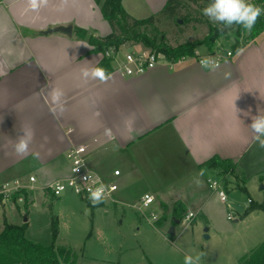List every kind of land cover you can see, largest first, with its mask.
<instances>
[{"label":"crops","instance_id":"0c3cea01","mask_svg":"<svg viewBox=\"0 0 264 264\" xmlns=\"http://www.w3.org/2000/svg\"><path fill=\"white\" fill-rule=\"evenodd\" d=\"M166 3L122 0L137 20L157 15ZM59 27L73 32L52 33ZM76 29L97 37L112 32L96 0H48L39 11L27 0H0V190L14 181L30 187L34 176L44 195L53 198L45 188L71 176L68 152L86 145L97 172L111 177L121 171L117 199L122 178L124 185L145 177V194L155 198L159 209L181 202L194 219L201 214L209 222L211 207L220 200L208 179L223 180L230 196L248 192V178L264 173V148L249 127L253 116L264 113V32L240 42L242 49L215 71L193 61L174 67L162 62L146 75L125 77L113 71L102 82L82 75V69L98 67L103 55L93 53ZM197 50L208 52L204 46ZM53 89L63 92L61 105L52 102ZM25 128L33 135L28 155L21 157L14 145ZM110 153L122 155L124 166L108 169ZM214 157L233 162L235 174L202 167ZM28 198V206H34L33 197ZM7 203L0 201V219L14 224ZM247 209L244 217L263 213L246 215ZM23 224L28 219L14 225ZM208 235L211 240L210 230Z\"/></svg>","mask_w":264,"mask_h":264},{"label":"rangeland","instance_id":"374dc122","mask_svg":"<svg viewBox=\"0 0 264 264\" xmlns=\"http://www.w3.org/2000/svg\"><path fill=\"white\" fill-rule=\"evenodd\" d=\"M209 3L210 0H198L191 5L192 20L186 24L182 18L177 23L162 21L155 29L150 28L146 33L157 36L158 40L163 38L160 48L169 49L187 42H201L208 35L209 27L214 26L202 15V9ZM247 40L246 34L238 36L233 31L230 39L218 40L215 48L221 45L230 49L234 41ZM143 48L134 42L121 47L124 52ZM119 158L123 156L110 153L105 166L110 170L123 167L124 162ZM91 167L93 168L92 165ZM248 171L250 169L247 170V175ZM238 174L245 181L242 173ZM261 176L248 178V192L228 195L229 202L248 208L246 215L253 212L252 208L255 207L257 210L254 211L264 213V190H260L264 186V179L261 181L264 173ZM120 183L121 192L120 197L116 198L117 204L106 201L93 206L72 191L65 192L61 199L46 197L38 182L33 185V191H27L30 199L33 197L35 201L34 206L26 207L25 202L18 203L14 198L8 201L7 206L13 216L11 221L19 224L27 218V238L43 246L53 244L54 225L57 223L55 248L72 250L74 257L71 261L76 260V264H184L185 254L196 255L201 252L205 255L200 264H241L239 258L243 253L264 242L263 213L258 218L244 217L239 212H231L227 205L217 200L208 215L209 222L201 214L194 219L196 215L193 213L191 221H187L186 216L176 225V234L169 235L168 227L175 224L169 218L163 220L164 210L159 209L157 203L144 209V213L149 216L152 212L160 215L156 224L149 223L140 211L133 208L141 205V199L147 192L149 185L146 178H134L124 185L122 178ZM226 184L228 185L227 182ZM229 213L233 214L234 221L227 219ZM8 220L7 217L0 219V232L6 223H10ZM206 229L212 233L211 240H204L202 237Z\"/></svg>","mask_w":264,"mask_h":264},{"label":"trees","instance_id":"16d2710c","mask_svg":"<svg viewBox=\"0 0 264 264\" xmlns=\"http://www.w3.org/2000/svg\"><path fill=\"white\" fill-rule=\"evenodd\" d=\"M198 0H167L162 11L156 15L146 19L137 20L130 16L122 5V0H96L104 19L111 27V34L107 37H97L89 32L76 29V36L86 41L93 47V53L102 54L103 60L98 67L106 70L108 76L113 73L112 59L104 56L107 50H118L128 42L142 45L143 49L153 52H161L166 55L169 60L177 61L185 56H193L200 46L207 48L208 52H213L218 40L222 38H231V32L241 36L243 33L247 35L248 40L257 38L264 32V21L258 19L251 31H246L241 25L234 24L230 28L223 26H210L208 35L201 42H187L174 48H160L163 38L158 40L155 35H148V29H155L158 23L162 21L176 22L180 18L184 23L192 20L191 5L197 3ZM191 18V19H190ZM144 30V31H143ZM240 41H236L233 46L234 53H238L242 49ZM204 168L222 170L223 175H234L236 165L219 157H214L205 164ZM25 193V205L28 207V193ZM16 199V196L13 197ZM258 209H261L260 207ZM163 220L170 218L172 224L175 220H182L188 215V210L178 202L170 209L167 205H163ZM257 208H252V211ZM169 215H171L169 217ZM176 225V224H175ZM27 224L21 226L6 223L0 232V264H76L72 250L68 248L56 249L55 241L58 236L57 223L54 225L53 244L51 246H43L34 243L26 236ZM241 264H264V242L254 249L249 255L241 259Z\"/></svg>","mask_w":264,"mask_h":264},{"label":"built area","instance_id":"2783aa9c","mask_svg":"<svg viewBox=\"0 0 264 264\" xmlns=\"http://www.w3.org/2000/svg\"><path fill=\"white\" fill-rule=\"evenodd\" d=\"M251 3L264 8V0H250ZM264 21V13L258 18ZM244 35V33H243ZM235 55L233 47L230 49L224 46L218 45L213 52H207L205 54L196 50L193 56H185L177 61L169 60L165 54L159 52H153L148 49H129L124 52L121 48L118 50L109 49L104 56L108 59H112L115 65L114 71L125 77H139L151 72L162 62H166L169 66L174 67L179 64L193 61L201 66L200 61L202 58L210 57L218 62L219 67L226 61L233 58ZM67 158L70 163L71 176L67 179L58 180L48 185L45 190L48 191L54 199H59L67 191H72L79 198L89 201L88 196L89 188H95L99 183H103L107 186H114L115 190L111 191L110 196L106 198V201H110L117 204L116 195L120 190L118 178L121 176L120 170H115L111 177L104 176L91 167L89 160V148L86 145L75 146L68 152ZM37 179L30 177V187L23 186L19 181L5 184L0 190V201H10L14 196L18 203L25 202V193L28 190L33 191ZM207 184L209 189L218 197V199L228 208L231 212L236 211L231 207V202L228 201V193L225 188V184L220 179H208ZM28 193V192H27ZM155 203V198L152 195L145 194L141 199L140 206H133V208L140 211L147 221L151 224H156L159 220V216L152 212L149 215L144 213V209L149 208ZM251 203V202H250ZM236 204V203H234ZM245 208V207H244ZM237 212V211H236ZM242 214V213H241ZM194 218L193 213L187 215V221H191ZM229 221H234L235 218L232 213L227 215Z\"/></svg>","mask_w":264,"mask_h":264},{"label":"clouds","instance_id":"9594fccd","mask_svg":"<svg viewBox=\"0 0 264 264\" xmlns=\"http://www.w3.org/2000/svg\"><path fill=\"white\" fill-rule=\"evenodd\" d=\"M27 2L34 11H39L40 8L46 7L48 4V0H27ZM262 13H264V8L251 3L250 0H210V3L202 9V15L206 16L214 26L221 25L230 28L232 25L237 24L241 25L246 31L253 29ZM200 64L202 68L210 71H215L219 67L218 62L210 57L202 58ZM82 75L85 78L91 76L102 82L109 78L106 70L102 67L84 68L82 69ZM225 75L228 76L230 73ZM44 88H47V85ZM44 88L41 89L42 92ZM50 95L54 104L61 105V98L64 94L60 89H53ZM53 112H55V109H53ZM249 127L253 132V140L261 148H264V113L259 111L257 115L253 116ZM22 132L23 134L19 136L14 149L18 156L24 157L28 155L33 133L29 128L23 129ZM107 134L111 136V131L107 130ZM33 156L37 157L38 154L33 153ZM114 190V186L110 187L101 182L97 187L88 189V199L95 206L103 203L110 196L111 191ZM204 255L202 252L196 255L185 254L184 264H200V260Z\"/></svg>","mask_w":264,"mask_h":264},{"label":"water","instance_id":"95a60500","mask_svg":"<svg viewBox=\"0 0 264 264\" xmlns=\"http://www.w3.org/2000/svg\"><path fill=\"white\" fill-rule=\"evenodd\" d=\"M180 23H182V22H180ZM57 32H61V33H65V34H69L70 35L73 32V28L72 27H59V28H57L55 30H52V33H57ZM263 189H264V187L262 186L261 190H263ZM231 207L233 209H235L239 213H243L244 209H245L244 206L239 205V204H234V203L231 204ZM25 222H27V218L25 219ZM180 223H181L180 220H175V224L176 225H179ZM176 225L175 226H171L169 228V230H168L169 235H175L176 234V228H175ZM208 231H209V229L205 230L206 234L204 235V238L206 240H209V238H210V236L208 235Z\"/></svg>","mask_w":264,"mask_h":264}]
</instances>
